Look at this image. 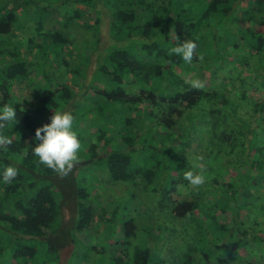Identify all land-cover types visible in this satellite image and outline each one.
<instances>
[{
  "label": "trees",
  "instance_id": "1",
  "mask_svg": "<svg viewBox=\"0 0 264 264\" xmlns=\"http://www.w3.org/2000/svg\"><path fill=\"white\" fill-rule=\"evenodd\" d=\"M185 2L203 3L199 17L189 15L192 4L184 7ZM9 4V0H0V107L12 104L18 120L0 129V135L12 141L0 145V172L15 166L18 175L10 184L0 180V264H74L71 257L88 238L95 254L107 252L108 263L89 255L85 264H155L159 255L158 264L162 259L156 248H168L170 243L172 247V241L182 249H193L197 232L189 224L185 231L173 224L174 232L167 233V239H163L165 229L160 228L164 223L156 225L158 232L152 228L148 234L138 229L132 218L117 217L114 201L110 210L103 208L108 199L95 197L79 174L96 165V173L107 174L111 182L143 180L151 199L158 187L153 183L159 180V162L147 168L133 165L130 155L143 133L140 122L170 130L199 98L215 94L191 88L171 69V60L183 61L176 54L169 55L171 49L194 40L196 55L209 60L205 47L219 30L209 28L208 21L226 16L238 5L251 4L252 15L242 21L258 34L255 48L260 53L264 46V0H14L12 6ZM62 7L65 10L58 12ZM104 13L109 23L103 36ZM92 26L94 38L88 37ZM206 28L214 37L210 41ZM196 60L200 59L194 57L192 62ZM261 60L264 67L262 56ZM258 73L260 82L254 84L257 92H262L264 70ZM96 79L102 84L97 85ZM250 101L257 119L264 122V101ZM79 107L83 112H76ZM118 109H125V115L118 117ZM61 110L73 116L76 112L83 140L79 162L63 178L40 164L33 154L38 143L35 129ZM193 191L186 180H174L164 195L167 207L164 203L160 206L170 207L178 218L194 214L199 200L191 196ZM99 206L102 211L97 213ZM63 208L69 212L66 226L61 225ZM139 231L143 233L140 237ZM158 234L163 235L160 241L154 239ZM186 254H182L185 262L191 260Z\"/></svg>",
  "mask_w": 264,
  "mask_h": 264
},
{
  "label": "rangeland",
  "instance_id": "2",
  "mask_svg": "<svg viewBox=\"0 0 264 264\" xmlns=\"http://www.w3.org/2000/svg\"><path fill=\"white\" fill-rule=\"evenodd\" d=\"M9 1V6H12L14 0ZM187 3L192 4L185 2L183 6L186 7ZM249 5H238L226 16L218 15V20L214 18L213 22L208 21L207 25H212L209 28L219 30L215 38L208 27L205 30L206 35L210 34L209 41L214 38L205 47L209 60L203 58L190 64L171 60V69L181 78L185 81L198 78L204 83L203 89L215 91V94L212 98H199L197 104L187 108L170 130L156 129L149 122H140L138 127L143 133L134 142L135 150L130 155L133 165L147 168L159 162V180L153 183L158 187L151 199L150 189L145 190L143 180L111 182L107 174L96 173V165L86 172L78 171L79 179L85 178L82 184L93 194L95 192V197H101V201L108 199L106 205H101L103 208L110 210L111 200L114 201L118 204L117 217L132 218L137 228L148 234L152 228L158 232L156 225L159 222L164 223L160 224L161 230L165 229L163 239H167V233L174 232L172 225L175 223L178 226L176 229L182 231L187 229L188 224L189 228L193 227L197 232L192 239L193 249H182L175 246L173 241L170 248H160L159 245L156 249L163 262L158 264H264V122L257 119L250 101L254 98L264 101V91L257 92L254 84L260 82L258 72L263 74L261 56L264 61V46L260 53L256 51L258 34L248 29L249 24L242 21L252 15L253 10ZM97 6L102 7L101 1ZM203 8L202 2H195L189 9V15L199 17ZM64 10L65 7H62L58 12ZM69 10L67 7L66 11ZM91 17H95V14ZM107 19L108 15L104 13L101 20L103 36L108 28ZM164 26L168 27V24ZM94 28L89 29L88 37L96 36L93 34ZM92 68H88L89 74ZM163 72L167 73V69ZM96 80L97 85L102 84L98 83L99 79ZM126 90L131 91L130 88ZM79 93L82 94V90ZM123 110H116L118 117L125 115L126 110ZM76 112L83 110L79 107ZM76 112L73 130L80 139ZM80 141L82 144L83 140ZM189 169L203 172L207 179L204 185L192 187L194 191L191 196L199 200L194 214L178 218L171 214L170 207L164 209L160 205L164 203L163 207H167L165 192L172 181L183 179L184 172ZM102 207L99 206L96 212H101ZM161 212L165 214L164 217ZM223 215L228 217L223 219ZM189 218L194 221H189ZM68 219L69 212L63 208L61 225L66 226ZM232 230L234 233L231 234ZM138 234L139 237L143 235L141 231ZM162 236L158 234L154 239L160 241ZM81 238L85 239L84 236ZM177 238L175 235L174 240ZM92 244L89 238L79 244L71 263L85 264L89 255L104 263L107 252L101 250L95 254L91 249ZM69 246L66 245V249ZM183 253H187L186 256L190 254L191 260L185 262ZM157 256L156 261L160 259ZM219 258L223 261L219 262Z\"/></svg>",
  "mask_w": 264,
  "mask_h": 264
},
{
  "label": "clouds",
  "instance_id": "3",
  "mask_svg": "<svg viewBox=\"0 0 264 264\" xmlns=\"http://www.w3.org/2000/svg\"><path fill=\"white\" fill-rule=\"evenodd\" d=\"M197 43L194 40H188L173 47L169 53L176 54L184 62L191 63L195 58L203 59L197 56ZM189 83L191 88H204V83L194 78ZM18 117L11 105L0 107V129L4 128L7 122L12 126L17 122ZM74 117L70 112L54 111L50 121L35 129L34 139L38 141L33 147V154L38 158V162L48 169H51L60 177H67L76 164L79 162L78 153L82 148L78 134L73 130ZM12 141L7 137L0 135V145H10ZM18 175V169L15 166H8L0 172V180L5 184H10ZM183 179L194 188H198L206 183V176L201 171L187 170L183 174Z\"/></svg>",
  "mask_w": 264,
  "mask_h": 264
}]
</instances>
